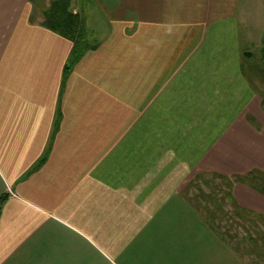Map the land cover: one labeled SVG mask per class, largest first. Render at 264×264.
Here are the masks:
<instances>
[{
	"label": "crops",
	"instance_id": "1",
	"mask_svg": "<svg viewBox=\"0 0 264 264\" xmlns=\"http://www.w3.org/2000/svg\"><path fill=\"white\" fill-rule=\"evenodd\" d=\"M72 9L70 65L31 0H0V264H199L198 179L264 218V0Z\"/></svg>",
	"mask_w": 264,
	"mask_h": 264
},
{
	"label": "rangeland",
	"instance_id": "2",
	"mask_svg": "<svg viewBox=\"0 0 264 264\" xmlns=\"http://www.w3.org/2000/svg\"><path fill=\"white\" fill-rule=\"evenodd\" d=\"M49 1L44 0L43 4L46 6ZM77 1L79 0H73L72 3ZM37 13L41 18L38 10ZM225 181L221 176L215 175L209 178L202 177L198 179L197 183H193L196 186L195 190L192 189V191L196 195L200 209H202V214H198L196 220L197 227L193 230V237L199 241L198 247L195 248L200 255L199 264H206L207 256L215 257V264H228L224 237L231 241L232 249H234V252H232L236 254L239 260H247V264H253V262H258L260 259L264 261V251H262L264 250V247H262L264 242L261 240L264 239V224L255 222V219L250 218L254 214L243 213L241 215L243 222L239 227V221L233 213L235 210L231 209L230 213L225 211V214H223L224 209H229V206L232 205V203H229L231 193L227 191L228 183H224ZM240 182L251 183L249 178ZM223 184L226 189L223 188ZM257 185L264 188V185H260V183H257ZM245 217L248 219L247 223H245ZM189 232L184 231L183 236L186 237Z\"/></svg>",
	"mask_w": 264,
	"mask_h": 264
},
{
	"label": "trees",
	"instance_id": "3",
	"mask_svg": "<svg viewBox=\"0 0 264 264\" xmlns=\"http://www.w3.org/2000/svg\"><path fill=\"white\" fill-rule=\"evenodd\" d=\"M31 1L35 4L36 9L41 15L40 24L54 31L55 33L69 39L73 43L74 47L72 51V56L70 58V65L75 63L84 52L86 47V41L82 20L79 17L78 13L72 9L73 0H50L49 4L46 6L43 4L44 0ZM256 176L254 175L253 177L254 181L257 180L258 183L264 185V180H262L261 182V180ZM235 180L245 181L246 177L235 178ZM261 190L264 191V188H262ZM250 218L255 219V222H260L264 224V218H261L259 215L258 217L250 216ZM247 220V217H245L246 223ZM261 240L262 242H264V239Z\"/></svg>",
	"mask_w": 264,
	"mask_h": 264
}]
</instances>
